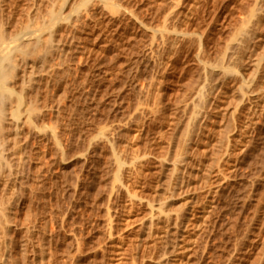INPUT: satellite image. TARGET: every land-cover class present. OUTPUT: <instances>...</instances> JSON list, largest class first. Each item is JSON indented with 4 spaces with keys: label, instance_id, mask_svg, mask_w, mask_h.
<instances>
[{
    "label": "bare ground",
    "instance_id": "obj_1",
    "mask_svg": "<svg viewBox=\"0 0 264 264\" xmlns=\"http://www.w3.org/2000/svg\"><path fill=\"white\" fill-rule=\"evenodd\" d=\"M263 225L264 0H0V264H239Z\"/></svg>",
    "mask_w": 264,
    "mask_h": 264
},
{
    "label": "rangeland",
    "instance_id": "obj_2",
    "mask_svg": "<svg viewBox=\"0 0 264 264\" xmlns=\"http://www.w3.org/2000/svg\"><path fill=\"white\" fill-rule=\"evenodd\" d=\"M20 1V0H19ZM24 1V0H23ZM26 17H25V15L23 16V22L24 21H26V19H25ZM97 108H98V106H97ZM95 112V114L96 115H98L97 113H98V111L96 112L95 111V109H92V111H89L87 114H88V116H90V117H93V115H92V113L94 114V112ZM92 112V113H91ZM91 113V114H90ZM97 121H98V116H97V119H96ZM96 121V123L95 124H98V122ZM97 125H95L94 126V128L96 127ZM32 143H30V146L32 147L33 145H34V142H33V140L31 141ZM81 165V164H80ZM81 166H83V165H81ZM78 167H79V165H78ZM77 167V168H78ZM79 169H81V167H79ZM82 169H83V167H82ZM78 170V169H77ZM18 187H19V183H18ZM15 197V196H14ZM29 208V207H28ZM35 210L33 209V211L32 212H34ZM34 214V213H33ZM39 218V217H38ZM85 219V220H84ZM77 220V223H78V225H80L83 229H82V232H84V233H82L83 234V237L82 238H84V236H85V234H86V236H85V238L84 239H86V238H88L89 237V233L87 232V231H91V230H94V228H96V226H95V224H94V222L89 218V217H82V218H77L76 219ZM87 220V221H86ZM38 221H41L40 223H42V220H40V219H38ZM250 221V220H249ZM93 223V224H92ZM247 223V222H246ZM245 222H243V221H241L240 222V224L238 225V231H241V230H243L245 227H247V224H246ZM79 226V227H80ZM39 227H41V226H39ZM91 228V229H90ZM42 228H40V230H41ZM89 231V232H90ZM42 233H43V230H41L40 231V235L42 236ZM88 236V237H87ZM236 238H237V236L235 235V234H231V235H229V238H228V240H227V242H224L223 241V238H222V236H221V232H218L217 233V236H216V240H214L215 242L211 245V248H212V251H211V255H212V257L214 258V260H213V264L215 263V264H220V263H222V264H224L223 262L225 261L224 260V258H221V255H220V250H222V252H224L223 253V255L224 254H226L227 252H229L232 248V246L231 245H233L234 244V242H235V240H236ZM252 240H253V244L252 245H245V244H243L241 247H240V249H242V254H243V256H244V258L245 259H241L239 262H237V263H239V264H264V262L262 263V262H260V257H263L264 258V225L262 226V228H260V230L258 231V233L252 238ZM220 243V244H219ZM223 245V246H221V247H219V245ZM231 248V249H230ZM230 249V250H229ZM129 250L131 251L130 253H129ZM126 251H127V248H126ZM126 251H122V252H116L113 256H114V259H113V261L115 262V264H118L121 260L122 261H124V263H125V260L127 261V263L126 264H129L128 262H130L131 264L133 263V262H131V257H133V255L131 254V253H133L132 252V250H131V248L130 249H128V251L126 252ZM129 253V254H128ZM131 254V255H130ZM99 258H98V260H97V262L99 261V259H100V261H101V258H100V256H98ZM110 257V254L108 255V257L107 258H109ZM224 257H225V255H224ZM103 259L102 260V262H100L99 261V263L100 264H103L104 262H105V260H106V262L110 259ZM125 259V260H124ZM128 259V260H127ZM133 259V258H132ZM96 262V263H97ZM106 262L104 263V264H106ZM260 262V263H259ZM99 263H97V264H99ZM107 264H108V262H107Z\"/></svg>",
    "mask_w": 264,
    "mask_h": 264
}]
</instances>
